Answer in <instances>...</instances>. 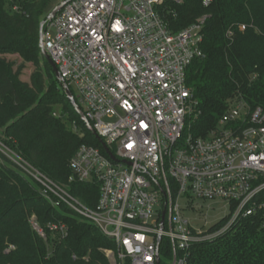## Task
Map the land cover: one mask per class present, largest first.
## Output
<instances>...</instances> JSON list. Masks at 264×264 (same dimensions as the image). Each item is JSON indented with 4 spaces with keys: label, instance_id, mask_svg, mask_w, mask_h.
<instances>
[{
    "label": "built area",
    "instance_id": "obj_1",
    "mask_svg": "<svg viewBox=\"0 0 264 264\" xmlns=\"http://www.w3.org/2000/svg\"><path fill=\"white\" fill-rule=\"evenodd\" d=\"M63 1L44 26V45L115 158L83 144L70 159L69 182L61 183L1 139L0 153L54 206L69 207L115 241L117 249H102L110 264H188L194 245L264 207V107L236 96L216 127L194 132L198 100L187 71L205 55L208 15L174 31L164 13L184 0ZM71 127L80 132L76 121ZM74 180L99 185L94 207L71 192ZM207 201L228 206L218 229V222L207 229L194 224L207 218ZM30 221L45 239L49 232L69 235L63 221Z\"/></svg>",
    "mask_w": 264,
    "mask_h": 264
},
{
    "label": "trees",
    "instance_id": "obj_2",
    "mask_svg": "<svg viewBox=\"0 0 264 264\" xmlns=\"http://www.w3.org/2000/svg\"><path fill=\"white\" fill-rule=\"evenodd\" d=\"M51 2L0 0V139L56 181L68 183L69 162L79 147L94 145L103 152L104 147L42 55L40 27L52 11ZM14 3L20 11L12 10ZM204 14L205 55L187 71V83L198 100L193 123L197 135L216 127L236 96L251 107H264V0H214L208 7L201 0H184L164 16L180 31ZM8 55H18L20 62ZM28 64L35 69L24 80ZM73 121L80 132L71 127ZM70 190L88 205L97 204V183L74 180ZM33 215L44 227L65 222L69 235L55 239L49 232L43 238L31 224ZM225 223L221 220L213 229ZM105 248L117 249V244L69 207L54 206L31 178L8 159L0 160V264H110ZM188 264H264V207L215 239L194 245Z\"/></svg>",
    "mask_w": 264,
    "mask_h": 264
},
{
    "label": "rangeland",
    "instance_id": "obj_3",
    "mask_svg": "<svg viewBox=\"0 0 264 264\" xmlns=\"http://www.w3.org/2000/svg\"><path fill=\"white\" fill-rule=\"evenodd\" d=\"M63 0H52L51 2V10H53L55 8V6H57L58 4H60ZM241 30L245 29V25H242L240 27ZM9 59L11 60H16L17 62H20V58L18 55H8L7 56ZM43 63V62H42ZM41 63V65H42ZM35 66L33 64H28V68L24 71L22 78L24 80H29L30 79V75L31 73L34 71ZM74 90V89H73ZM75 91V90H74ZM76 93V92H75ZM60 108L58 107L57 109V114H60ZM4 133V129H0V134ZM201 202V201H200ZM211 205L210 207H208V205ZM203 209L201 212H203V214H207V218L205 220H194V224L200 227H203L205 229L209 228L210 226L216 224L217 222H219L227 213H228V206H225L224 203L222 202H210L207 201L206 204L203 205ZM199 214V213H198ZM197 212L193 213V212H187L186 215L190 216V217H195L198 216ZM204 216L202 215V218Z\"/></svg>",
    "mask_w": 264,
    "mask_h": 264
},
{
    "label": "water",
    "instance_id": "obj_4",
    "mask_svg": "<svg viewBox=\"0 0 264 264\" xmlns=\"http://www.w3.org/2000/svg\"><path fill=\"white\" fill-rule=\"evenodd\" d=\"M67 3V1H62L60 4H58L57 6H55V8L50 12V14L48 15L47 20L52 19L53 17L56 16V14L63 8V6ZM47 20H43L41 22V27H40V47L42 50V55L44 56V58L48 61V63L50 64V66L52 67L53 72L55 73L56 77L62 81L64 83V90L66 93V96L69 98V100L72 102L74 108L76 109V111L78 112V114L82 117V119L86 122L87 126L89 129H91L93 131V133L99 138L100 142L102 143L104 149L110 154V156L112 158H115L114 155L111 153V151L109 150L108 146L106 145V143L103 141V139L98 135V133L96 132V130L94 129V127L92 126L91 122L89 121V119L86 117L83 109L80 107V105L77 103L74 93L72 91V89L70 88L69 85H67L64 80L61 77V74L58 70L57 65L55 64L54 60L51 58V56L48 54V52L46 51L45 45H44V26L47 22Z\"/></svg>",
    "mask_w": 264,
    "mask_h": 264
}]
</instances>
